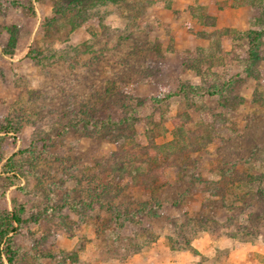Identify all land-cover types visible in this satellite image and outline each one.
<instances>
[{"label": "rangeland", "instance_id": "374dc122", "mask_svg": "<svg viewBox=\"0 0 264 264\" xmlns=\"http://www.w3.org/2000/svg\"><path fill=\"white\" fill-rule=\"evenodd\" d=\"M207 2L0 0V217L40 216L11 234L14 264H124L182 224L196 253L169 248L190 264H264V60L246 35L264 18L215 25ZM149 148L166 188L103 190Z\"/></svg>", "mask_w": 264, "mask_h": 264}, {"label": "trees", "instance_id": "16d2710c", "mask_svg": "<svg viewBox=\"0 0 264 264\" xmlns=\"http://www.w3.org/2000/svg\"><path fill=\"white\" fill-rule=\"evenodd\" d=\"M96 1H98V2H114L115 3V2L120 1V0H96ZM260 1L261 0H258L259 3H260ZM252 4L255 5L256 1L255 0L252 1ZM225 5L230 6V5H233V3L230 0H227V1H225ZM252 18H253L252 21L254 22V24L262 25L263 18H264V12L261 14V13L257 12L254 8ZM211 20H212V23L216 25V19L212 17ZM226 30H224V32ZM246 35H248L249 38L250 37L252 38V40L250 39L249 58L253 59L254 61L257 62V61H260L261 57L263 56L261 61L264 60V55H263L264 43L262 40V37L264 35V29H259L258 31L252 29V30L246 32ZM197 73L202 74V71L198 70ZM181 92H183V90ZM212 92L213 91H210V93H212ZM212 94H214V93H212ZM173 95H174V93H172V92L168 93L167 97H164L163 99L162 98L161 99L160 98L154 99V101H155L154 103L158 104V105L163 104L165 101H167V99H169ZM153 152L154 151L152 149L150 151V148H149V151L147 153V159L144 160L143 162H140L138 165H136L137 163H134L133 165H132V163H128L127 165L133 166V167H131L130 171H124V173H127V175H123L120 177L118 175H116L115 177L111 178L109 180V183L103 187V190H105L106 192H107V190L112 191L114 189L119 190V191L122 189H125L124 191H130L131 189L134 188L140 192H150L151 194H153V193H157V192L161 191L162 189L166 188L169 183L163 177V175L160 171V168H159L160 166L154 162L158 158L153 156V155H156ZM110 170H112V168ZM133 172H135L136 174L132 175ZM253 180H255L254 176L250 175L247 178V181H242L240 179V180H238V182H239V185L244 186L245 183H251ZM121 186H122V188H121ZM236 188L239 189L240 187H236ZM235 194L238 195L237 193H235ZM122 216L123 215L120 213H115L113 218L116 217L118 219L119 218L121 219ZM39 217L40 216H38L37 218H34V216L32 215L29 217V219H23L22 216L20 214H17V213L12 214L10 217L9 216L0 217V241L2 242L5 240V249H3V251H0V264H4L2 256L5 257L8 264H14V259L18 253L16 251L12 250L11 234L16 235L19 232L20 227L27 222H35L36 223L38 221ZM170 224L173 226V224H176V223H170ZM182 226L184 228V224H182ZM183 228L180 226L179 228L177 227L176 229H172L173 234L167 236V239L169 240V247L173 250H178V249L180 250V249H183V246H186L187 249H190L191 251L196 253L194 247H192V245L190 243H188V245H185V244H187V242L184 244H181L182 240H184V237L182 235H181L180 239H179V237L176 236V234H179V235L182 234L180 231ZM189 230L191 232L192 230H195V229H192V230L189 229ZM177 239H179L181 241H178ZM175 246L177 248H175ZM75 250L77 251L78 249L76 248ZM59 251L62 255H64L66 253L63 250H59ZM76 251L73 253L66 254L65 260H69L72 258L71 260L73 262H76L78 260V257H77L78 253ZM42 257L53 258L54 253L49 252V253L44 254V256H42Z\"/></svg>", "mask_w": 264, "mask_h": 264}, {"label": "crops", "instance_id": "0c3cea01", "mask_svg": "<svg viewBox=\"0 0 264 264\" xmlns=\"http://www.w3.org/2000/svg\"><path fill=\"white\" fill-rule=\"evenodd\" d=\"M225 1L227 0H208L206 6L210 3L219 4L220 8H216L214 10L215 19L218 23L222 24L226 27H237L235 22L237 21H251L253 18V6L245 4V5H230L226 6ZM202 2V1H201ZM205 2V1H204ZM210 2V3H209ZM245 16V19L241 18ZM234 23V24H233ZM247 30V29H240ZM178 252L171 251L168 246L163 244L162 242L154 243L151 248L143 253L136 254L130 257L124 264H190L188 255L180 252L179 256L176 257Z\"/></svg>", "mask_w": 264, "mask_h": 264}]
</instances>
